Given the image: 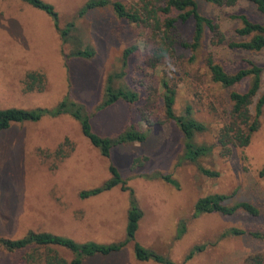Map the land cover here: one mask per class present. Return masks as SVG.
Listing matches in <instances>:
<instances>
[{"label": "rangeland", "instance_id": "1", "mask_svg": "<svg viewBox=\"0 0 264 264\" xmlns=\"http://www.w3.org/2000/svg\"><path fill=\"white\" fill-rule=\"evenodd\" d=\"M43 1L57 12L61 28L75 22V34L94 54L89 58L66 57L73 42H62L45 11L22 0H0V107L54 108L68 97L89 111L91 130L99 136L115 137L131 124L147 136L142 142L113 146L106 157L69 114L17 122L0 131V236L20 238L35 230L77 243L107 245L125 239L129 190H122L119 183L80 197L82 190L96 188L111 177L112 164L122 182L133 190L143 215L134 238L120 250L83 257L82 264H165L138 260L135 243L168 258L170 264H247L249 256L264 254V176L259 175L264 166V107L249 144L231 147L228 156H221L218 135L228 121L229 93L244 92L250 77L236 86L223 87L211 79L204 60L211 53L229 73L250 62L264 67V48L248 51L229 46L243 39L236 32L239 20L229 15L241 13L260 20L254 3L238 0L233 6L219 7L195 0L199 13L219 24L224 40L212 44L205 29L199 46L193 49L183 46L193 41L192 19L165 31L164 27L119 18L111 5L79 16V9L89 0ZM110 1H121L131 9L143 4L140 0ZM132 46L135 49L123 64V51ZM162 47L169 56L157 55ZM29 71L44 74V90H24L23 80ZM111 73L118 74L114 87L133 90L138 99L133 103L119 99L99 109ZM164 80L175 89V113L181 114L190 106L192 116L206 126L195 140L212 146V150L195 161L217 171V176L201 173L195 162L187 159L181 131L173 121L162 118ZM263 92L264 69L250 105L252 113ZM66 139L72 148L65 157H57L54 150ZM155 174L169 176L171 181L153 178ZM215 193L229 196L225 205L247 201L259 213L197 212L198 199ZM233 229L242 233L235 234ZM253 231L263 236L254 237L250 234ZM52 248L66 260L74 256L64 248ZM27 251L0 249V264H24Z\"/></svg>", "mask_w": 264, "mask_h": 264}, {"label": "trees", "instance_id": "2", "mask_svg": "<svg viewBox=\"0 0 264 264\" xmlns=\"http://www.w3.org/2000/svg\"><path fill=\"white\" fill-rule=\"evenodd\" d=\"M31 6L45 11L52 19L54 28L59 33L62 42H73V48L66 54V57L89 58L94 51L87 45H83L81 36L75 34V22H68L64 28L60 27L58 14L53 6L43 0H22ZM143 4L138 9L127 8L121 1L110 0H89L78 11V15H83L86 11L97 7L111 5L114 13L130 23L145 24L159 29L164 27L165 31L173 30L177 22H185L188 19L193 20L194 33L192 43H183V46H190L195 49L199 46L203 31L206 29L211 34V43L220 44L224 40V35L220 30L219 24L211 17L199 13L195 0H140ZM219 7H230L235 5L238 0H205ZM260 16V20H253L246 14L233 13L229 16L239 20V27L236 29L238 35L243 37L239 41H232L229 46L248 51H260L264 48V0H251ZM171 13L175 15L171 16ZM135 46L128 47L123 51V64L126 58L133 52ZM205 64L210 73L211 79L223 87H233L243 80L250 77L248 88L244 92L232 90L229 93L230 110L228 121L221 128L218 135V143L221 147L220 155L228 156L231 153V147H245L249 144L251 135L260 125V116L264 107V92L258 97L254 107V113L250 110L254 96L257 94L261 72L264 67L253 62L249 66L240 68L235 72H227L223 66L214 60L211 53L205 57ZM117 73H111L107 76L104 97L99 105L104 108L113 104L119 99L133 103L138 99V94L125 87H114L113 79L117 78ZM23 88L25 91H41L46 85V78L40 71H29L25 74ZM165 93L163 94L164 121H173L183 135V145L187 159L195 162L199 156L206 155L212 150V146L198 143L195 135L205 130L206 126L192 116L191 107L187 106L183 113L176 114L174 111L175 89L168 84L166 80L162 82ZM86 111L83 104L68 97L60 100L54 108H35L23 109L16 107H0V131L7 129L11 124L24 121L35 122L43 116L55 117L61 114H69L79 121L83 134L89 139L92 145L96 146L103 156L109 157L113 146L123 143L142 142L146 139L147 133L139 130L134 125H129L124 131L115 137H102L91 130L89 122L90 114ZM71 143L66 139L55 150L57 157H65L68 150H71ZM187 152V153H186ZM137 160V159H136ZM197 165V164H196ZM198 170L207 176H217L218 172L197 165ZM111 177L105 180L100 186L82 190L81 198L97 194L102 190L109 189L119 183L122 184V190H129L130 202L127 211L126 238L118 242L107 245L94 242L77 243L73 239L61 236L49 231L28 230L20 238H9L0 236V249L8 252L29 250L23 256L24 264H82L83 257L94 254L108 255L113 251L120 250L129 240L134 238L138 227V221L143 215L134 192L130 189L120 177L117 168L114 165L109 166ZM260 176H264V166L259 171ZM153 178H163L171 181L169 176L155 174ZM229 196L225 194H209L199 198L196 203V210L202 212H218L223 215L233 214L241 210L251 215H257L259 210L256 206L247 201H238L232 205H225L224 200ZM180 224V222H179ZM233 233L241 234L242 231L233 229ZM254 237H262L259 232L250 233ZM224 235H226L224 233ZM61 247L74 254L72 259L66 260L60 256L52 247ZM43 248L40 252L37 249ZM135 256L138 260L152 259L157 262L170 264L168 258L162 257L153 251L146 250L138 243L134 244ZM193 254L191 251L187 258ZM247 264H264V254H255L246 259Z\"/></svg>", "mask_w": 264, "mask_h": 264}, {"label": "clouds", "instance_id": "3", "mask_svg": "<svg viewBox=\"0 0 264 264\" xmlns=\"http://www.w3.org/2000/svg\"><path fill=\"white\" fill-rule=\"evenodd\" d=\"M158 56H169V53H168V50L166 47H162L160 50H159V53L157 54Z\"/></svg>", "mask_w": 264, "mask_h": 264}]
</instances>
